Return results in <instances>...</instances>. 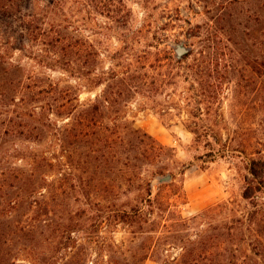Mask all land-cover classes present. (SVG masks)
Returning a JSON list of instances; mask_svg holds the SVG:
<instances>
[{"label":"rangeland","instance_id":"obj_1","mask_svg":"<svg viewBox=\"0 0 264 264\" xmlns=\"http://www.w3.org/2000/svg\"><path fill=\"white\" fill-rule=\"evenodd\" d=\"M12 4L0 264H163L202 241L264 264V0ZM137 209L148 224L121 220Z\"/></svg>","mask_w":264,"mask_h":264},{"label":"trees","instance_id":"obj_2","mask_svg":"<svg viewBox=\"0 0 264 264\" xmlns=\"http://www.w3.org/2000/svg\"><path fill=\"white\" fill-rule=\"evenodd\" d=\"M13 0H0V10L10 11L11 4ZM13 5V4H12ZM1 84H4V81H0ZM99 106L97 104H88L82 113L75 117L76 125L83 128V132L81 135L87 136H96L98 134L96 130V126H99ZM91 129V130H90ZM94 129V130H93ZM85 131V132H84ZM133 178V179H132ZM136 176H131L129 181L132 179L133 183ZM9 185V184H8ZM245 199H249V193L246 192L244 195ZM133 213H126L125 211H121L120 218L123 221L131 220L135 218L139 221L143 220L144 224H148V221L144 220L143 216L147 215L146 212L142 211V209L133 210ZM120 213V212H119ZM180 225L184 226L185 222L183 219H179ZM183 222V223H181ZM155 222L151 223L153 226ZM233 236L229 233L227 236V242H230ZM219 245L214 244L213 242H199L198 250L195 249H187L183 254H181L180 258L174 259L173 261L165 260L163 264H249L248 255L244 254V256H238L234 254V252H230L228 249L224 248V254L222 252H217L216 248ZM186 248H184L185 250ZM230 252V253H229ZM148 258V254L141 256V258H137L133 260L134 264H143ZM125 263L127 262L124 260ZM137 262V263H136ZM118 261H116V264Z\"/></svg>","mask_w":264,"mask_h":264},{"label":"water","instance_id":"obj_3","mask_svg":"<svg viewBox=\"0 0 264 264\" xmlns=\"http://www.w3.org/2000/svg\"><path fill=\"white\" fill-rule=\"evenodd\" d=\"M189 52V48H187V47H185V46H183V45H177L176 46V53H177V57L179 58V59H181L184 55H186L187 53ZM168 179V177L167 178H165V179H161V181H164V180H167Z\"/></svg>","mask_w":264,"mask_h":264}]
</instances>
